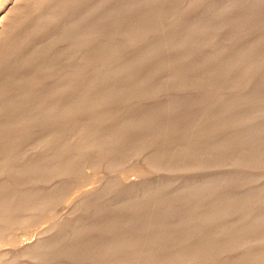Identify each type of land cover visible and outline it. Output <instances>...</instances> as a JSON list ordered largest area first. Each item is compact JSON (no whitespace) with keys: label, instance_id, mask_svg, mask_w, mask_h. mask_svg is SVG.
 Listing matches in <instances>:
<instances>
[{"label":"rangeland","instance_id":"374dc122","mask_svg":"<svg viewBox=\"0 0 264 264\" xmlns=\"http://www.w3.org/2000/svg\"><path fill=\"white\" fill-rule=\"evenodd\" d=\"M15 13L0 264H264V0Z\"/></svg>","mask_w":264,"mask_h":264},{"label":"bare ground","instance_id":"6f19581e","mask_svg":"<svg viewBox=\"0 0 264 264\" xmlns=\"http://www.w3.org/2000/svg\"><path fill=\"white\" fill-rule=\"evenodd\" d=\"M27 2L28 0H7L4 4H3V9L1 11L0 14V39L3 36V33L5 32V27L7 24V19H9L8 17H10L11 15L14 16L15 12H18L19 9H21L23 3ZM30 1V0H29ZM32 2V1H31ZM33 3V2H32ZM26 4V3H25ZM25 6V5H24ZM31 7V6H30ZM2 8V7H1ZM12 13H15L14 15ZM11 18V17H10ZM9 23V22H8ZM7 30V29H6ZM6 34V33H5ZM4 37V36H3ZM2 37V38H3ZM1 41V40H0ZM1 43V42H0ZM1 49V48H0ZM2 54V53H1ZM92 190V189H91ZM90 190V191H91ZM82 192V191H81ZM86 193V192H85ZM84 193V194H85ZM83 195V194H82Z\"/></svg>","mask_w":264,"mask_h":264}]
</instances>
